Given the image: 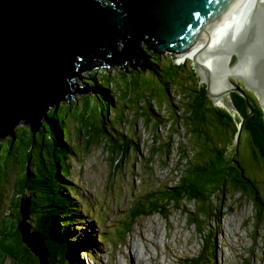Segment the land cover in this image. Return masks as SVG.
<instances>
[{
	"label": "rangeland",
	"instance_id": "obj_1",
	"mask_svg": "<svg viewBox=\"0 0 264 264\" xmlns=\"http://www.w3.org/2000/svg\"><path fill=\"white\" fill-rule=\"evenodd\" d=\"M248 10L249 8L243 10L241 19L235 16L229 21L228 32L231 37L236 38L240 35L238 32L236 33V24H239L241 20L250 19L247 18L250 15ZM248 25L246 24L242 32ZM232 41L231 39L229 42L227 38L219 45V48L232 46ZM144 48L147 47L144 46ZM192 56L188 57L193 64L198 66V63L191 58ZM162 59L167 62L172 60L176 66L184 65L185 68L181 71L184 69L185 71L196 70L191 61L183 63L173 56L167 55L162 56ZM207 60L215 63L220 59L216 58L214 61L212 57H208ZM223 63L226 65L225 61ZM128 67L131 69L130 66ZM204 67L200 68L206 70V74L203 73L207 76H214L216 84L221 86L220 79L208 71L209 66L204 65ZM122 68L113 66L112 69L108 70L112 84L106 95H112V100L107 98L105 101L103 99V101H99L100 97H92V91L84 93L78 101L60 104L68 108V110H64L66 114L62 115L61 124L67 131L69 129L73 132L71 139L74 144L79 145L76 153L73 151V145L71 148L68 146V149L65 150L68 162L71 164L69 171L65 160L60 165L56 163V156H51L46 160L40 175H35L36 170L32 162L27 166L26 164H19V167H25L26 172L31 171L33 174L28 178L29 188L27 186L26 189L24 188L23 195L21 192H17L18 181L14 177H11L10 174L5 176L4 173L0 175L3 176V182L0 184V235L8 238L7 241L9 242L13 241L14 236L4 231L6 227L16 222L12 213L20 209L17 198L19 200L23 198L25 203L30 202L31 208L40 205L43 209L41 215H58L66 211L65 205H68L70 210L72 209L70 212L73 214L64 221V224L74 223V226L68 227L67 231L75 230L80 239L89 235L88 239H84L85 244L94 246L97 250V252L95 251L97 259L88 256L86 253H80L83 249L79 250L80 260L84 261L85 264H96V260L98 261L97 264H162L161 261L166 264H180L184 258L192 260V264H205L202 252L205 236H210L217 231H219L216 246L217 255L214 256L212 264H264L263 232L258 233L257 239L252 236V227L248 224L250 217L253 216V204L249 200L242 201L239 194L234 192L227 194L226 207L221 205L219 210V221L215 220L211 223L209 220H204L199 221L198 226L189 225V221L182 211L189 208L190 211L195 212L196 206L184 200L178 204V202H173V199L179 195V192L186 193L188 178L183 176L182 166L185 165L188 170L195 165L196 156L192 154L196 146L194 143L201 145L204 141L190 140L187 144L185 142L184 147L178 149L184 142L177 141L178 138L173 136L174 141H166L158 149L156 141H153V135H156L157 132L162 136L167 135V129L161 128V126L166 124L168 117L173 112L172 107L166 105L169 101L171 103V100L162 90L159 77L153 78L144 74L139 77L136 75L134 78L131 76L122 78ZM131 70L136 71L137 69L132 67ZM214 70L216 73L219 68L214 65ZM105 72L104 69H100L97 71L96 77L100 74L104 80L103 74ZM171 72L173 73L174 70ZM92 74H94L93 71L81 73L76 84L81 87L90 86ZM148 79L155 80V83L148 82ZM199 79L196 72H192V74L186 72L185 76H178L175 81L170 80L166 85L173 104L178 107L174 114L177 112L180 116L183 115L180 112L182 101L192 102L196 96L193 90L197 89L198 85L207 88L204 83L198 84ZM179 81L183 82V85ZM232 81L237 87L240 86L237 85V80ZM85 84L86 86H84ZM218 91H220V87ZM98 92H94V95L97 96ZM216 93L212 94L216 95ZM103 97L105 98V95ZM76 98L78 96L73 97V100ZM253 99L255 103L259 104L254 95ZM124 101L132 107L131 110L128 107L123 109L125 116L122 111L117 110V104L120 103V106H123ZM207 101L208 104L212 102L209 97ZM72 102H76V104L72 106ZM220 103L222 104H213L215 107L229 110L233 116L235 113L237 114L230 94L224 96ZM149 104L165 120L161 126H159L160 123L157 125L158 130L155 127L153 129L150 127L154 121H150L151 124H148L147 118H150V114H145L143 117L133 115V112L138 110H145L149 113L147 109ZM53 110L56 108L54 107ZM127 115L136 120L135 125L128 120ZM238 121V124L234 122V127L231 124L225 126V129H230L227 134L229 135L228 139L220 140L219 135L216 138L218 141H214L215 147L219 143L227 145L228 141H232L225 154L229 160L237 157L235 156L237 136L234 138V133L243 126L245 119L244 122H241L238 118ZM22 127H26L29 132L31 131L29 126L22 125ZM18 128L19 126L16 130ZM87 128L90 129L91 133H87ZM80 129L86 130V132H80ZM94 131L97 132L98 138L93 134ZM173 132L174 129H171L170 135ZM176 132L177 135L182 134L181 136L185 138L182 124L177 125ZM249 135L250 132L243 129L237 158L240 160L246 176L256 182L261 195L264 197V169L258 163L251 149ZM133 137L135 139H131ZM125 138H130V140H125ZM115 140L120 141V146L112 145ZM168 143L172 144L174 150L168 148ZM123 151L127 152L123 156L124 160L119 156ZM199 158L203 160H197L196 163L206 162L202 156ZM182 177L185 180V185L178 182L179 179L182 181ZM36 180H38V186L41 188L35 189L36 186L33 182ZM53 197L57 207L52 202ZM219 197L217 196L216 200ZM152 209H155L153 210L155 213L149 215V211ZM144 211L149 213L145 214ZM162 217H166L168 220ZM32 219L30 214V224H52L56 226L61 224L60 216H56L52 220L39 216L37 222L36 219L35 222H31ZM130 219L136 223V225L134 222L132 223L135 226L131 224V221L128 223L127 228L130 229L131 233L126 230L127 224L124 221ZM206 225L208 226L205 229L207 231L202 234L203 227ZM224 229L231 237L227 236ZM99 237L104 238L102 246H98ZM72 244L75 243L72 242ZM135 247H137L136 250L131 251ZM6 251L8 252L7 247ZM8 255L9 252L6 253L5 251L0 255L1 264ZM5 264H10V262L7 260Z\"/></svg>",
	"mask_w": 264,
	"mask_h": 264
},
{
	"label": "water",
	"instance_id": "obj_2",
	"mask_svg": "<svg viewBox=\"0 0 264 264\" xmlns=\"http://www.w3.org/2000/svg\"><path fill=\"white\" fill-rule=\"evenodd\" d=\"M240 1L0 0V142L22 125L36 134L49 123L50 110L92 92L75 83L80 73L128 65L146 70L150 51L175 56L215 51L227 61L214 64L217 78L226 73L217 95L211 93L215 78L204 76L202 63L196 72L213 102L231 92L244 94L232 80L264 97V3L232 49L208 50V39ZM20 212L24 242L48 264L42 237L25 222L30 203L22 200Z\"/></svg>",
	"mask_w": 264,
	"mask_h": 264
},
{
	"label": "trees",
	"instance_id": "obj_3",
	"mask_svg": "<svg viewBox=\"0 0 264 264\" xmlns=\"http://www.w3.org/2000/svg\"><path fill=\"white\" fill-rule=\"evenodd\" d=\"M149 54L152 56L150 68L142 70L140 67H138L136 68V71H133L131 70L132 68L130 69L129 67H123L121 71L122 78L128 76L134 78L136 75L139 77L144 74H147L148 77H159L161 80L162 90L171 100V103L169 101V103L166 105H170L173 112L167 119L166 124L162 123L165 122V120L161 118L159 112H155L153 110L151 104H149V107L147 108L149 113H147L145 110H138L137 112H133V115H135V117H143L145 114H150V118H147V122L149 121L148 124H151L150 121H154V123H152L150 126L151 129L155 127V129L158 130L157 125L159 123V126L163 124L161 128L165 127L167 129L166 136H162L158 132L156 135H153V141H156V146L158 149L166 141H174L173 136L178 138L177 141L184 142L183 145L178 147V149L184 147L185 142L187 144L190 140L204 141L201 145L194 143L196 146L192 154L196 156L194 159L195 165L188 170L186 169L185 165L182 166L184 170L183 176L187 177L188 181H186V193L180 192V194L183 195H181V199L179 201L182 202L184 200L185 202H190V204L193 202V204L196 206L195 212L190 211L189 208L182 211L185 217L188 218L189 225L198 226L200 224L199 221L209 220V222H211L218 220L221 205L222 207H225V203L228 200L227 194L234 192L240 195L239 198L241 200L249 199L251 202H253L255 217L250 220V223H253L255 232L258 234L257 225H259L261 222H264V199L261 196V193L258 191V186L256 182L246 176L245 170L237 157L229 160L228 156L225 155L231 146L232 141H228L227 145L219 143L217 147H215L214 144V141H218L216 138L219 135L220 140L228 139L229 135L227 134L230 132V129H225V126H229V124H231L234 127V122H236V120L234 119L233 115H231L229 110L215 107L212 102L208 104L207 100L209 95L206 90L207 88L202 85H198V88L193 90L195 91L193 93L196 94V96L192 99V102L186 103L185 101H182V108L180 109V112H182L183 115L180 116L177 112L174 114V111L178 109V107L173 104L170 94L167 92L166 85L170 80L175 81L178 76H185L186 72H190L192 74V72H197V70L185 71L184 69V71H181V69L185 68L184 65L176 66L172 60L167 62L162 59L161 55H155L153 52H149ZM104 70L106 71L103 74L104 80H102L103 77H100V74L96 77L97 71H95V74H93L91 78V83L93 84L91 87H89L94 90L95 93L99 91L97 96L94 95V92L92 94L93 98L100 97L99 101H105L107 98L112 100V95H106V93L110 91V85L112 84V80L109 77L110 71H108L110 69ZM171 70H174V72L172 73ZM148 82L155 83V80L148 79ZM180 83L183 85V82ZM199 83H201L200 79L198 84ZM236 83L237 85H240L239 87H241V89L244 91V94L233 92L230 94V98L232 100L234 109L237 110L236 112L238 114V118L241 121L245 119L243 129H246L250 132L249 144L252 147L251 149L253 153H256L259 157V159L256 158L258 163L262 168H264L262 163V160H264V113L262 108H260L254 102L253 95L250 92L245 94V84L242 81H236ZM104 95L105 98L103 97ZM75 104L76 102H72V106ZM127 107L130 110L132 109V107L125 101L123 106H120V103L117 104V110L120 112L122 111L124 116L125 113L123 109ZM56 110H50L48 112L49 123H45L42 126V129H40V131L36 134H33L32 131L29 132L26 127L20 126L15 131L16 133L14 134V137L0 142V175L4 173L5 176L10 174L11 177H14L18 181L16 186L17 192H21V195H23V190L24 188L26 189V186L29 188L30 182L28 178H30V176L33 174L31 171L29 173L28 171L26 172V168L19 167V164H26L27 166L30 162H32L36 170L35 175H40V171L44 168L46 160L51 156H56V163L58 165L62 164V161L65 160L67 162L68 171L71 167V164L68 162L67 155L65 154V150L68 149V146L71 148V145H73V151L76 153V149L79 147V145L74 144L71 139L73 132L69 129L67 131L63 127V124H61L63 119L61 117L63 114H66L64 110H68V108L64 105H59L56 107ZM126 117L135 125L136 120L131 119L128 115ZM180 124H182L184 128L183 135L185 138L181 136L182 134L177 135V132L175 133L177 125ZM171 129H174L172 135H170ZM81 131L83 133L86 132V130L83 131V129H80V132ZM89 132L90 129L87 128V133ZM121 133L123 134V131H121ZM236 133L237 132L235 131L234 138ZM93 134L96 135V138H98L96 131H94ZM33 135L35 136L33 137ZM119 135L121 136V134ZM131 139L135 138L133 137ZM125 140H130V138H125ZM91 141L93 140L91 139ZM94 142L97 143L99 141ZM112 145L120 146V141L115 140L113 141ZM206 145H208V147H205ZM168 148L174 150L171 143H168ZM235 152L239 153V149H236ZM126 153L127 152L123 151L119 154V156L124 160L123 156H125ZM151 156L155 158L152 154ZM200 156L206 160L205 163H196L197 160H203L199 158ZM184 181L185 180L183 178L181 182ZM1 182H3V176H0V184ZM33 183L36 186L35 189L41 188L38 186V180L34 181ZM217 196L220 197L216 200ZM17 199L19 200V198ZM174 201L177 202L178 200L175 199ZM52 202L57 207L54 197ZM153 210L155 209H152L151 211ZM186 210H189V212H186ZM42 212L43 209H41L40 205L31 208L30 214L33 218L31 222H35V219L37 222L39 216L49 218V220L54 219L56 216H60V221L68 220L67 218L71 216L67 212L59 213L58 215H41ZM147 213L149 212H145V214ZM12 214L16 222L9 225V227H6L4 232L12 234V236H14L13 241L9 242L7 241L8 238L0 235V255L4 253V251L6 253L9 252V255L2 264H5L7 260L10 262V264H40L38 259L21 241V236L18 230H16V226L18 224L17 220H19L21 216L20 211L18 210ZM31 226L35 230H40L43 232L46 239L47 248L50 252V264H68L67 260L69 258L71 260L70 264L81 262L78 258L77 261H75V259L69 257L66 262H63V260H60L59 258V256L65 257V252L62 251L64 246L57 239L56 235L62 232V228L67 230L68 227L74 226V223H67L65 226L46 224L44 229L38 223H34ZM207 227V225L203 227L204 230H202V234L207 231L205 230ZM205 238H208V235H206ZM215 241L216 239L213 236L210 240V243H208V245L204 248L203 253L207 260L212 256L210 249L215 244ZM82 243L87 246L89 249H87L88 251H91V247L85 244L84 240ZM6 247L8 252L6 251ZM60 251L61 253H59ZM183 263L192 264V260L186 259L183 261Z\"/></svg>",
	"mask_w": 264,
	"mask_h": 264
},
{
	"label": "clouds",
	"instance_id": "obj_4",
	"mask_svg": "<svg viewBox=\"0 0 264 264\" xmlns=\"http://www.w3.org/2000/svg\"><path fill=\"white\" fill-rule=\"evenodd\" d=\"M258 5V2L256 3V5H255V7H254V10H255V8H256V6ZM231 13V12H230ZM229 13V14H230ZM254 13V12H253ZM228 17V16H227ZM226 17V18H227ZM250 19H248V20H245L244 21V23L242 24V26H241V28H240V30L238 31L239 32V34L242 32V30H243V28L245 27V25H246V23H248V21H249ZM210 39H211V37L208 39V43L209 44H211L209 41H210ZM210 46L208 45V48H209ZM151 52V51H150ZM161 56H165V55H161ZM167 56H173L175 59H177V60H179V57L180 56H175V55H167ZM185 55H183V57H184ZM188 61H191V60H187V61H185V63L186 62H188ZM226 63H227V61H225ZM184 63V62H183ZM191 63H192V61H191ZM192 65H194L193 63H192ZM195 66V65H194ZM196 67V70H197V66H195ZM104 69H106V70H108L107 68H104ZM109 69H112V68H109ZM101 70H103V69H101ZM95 71H99V70H95ZM95 71H93L94 72V74H95ZM87 72H91V71H87ZM93 75V74H92ZM92 75H91V77H92ZM204 76L205 77H207V75H205L204 74ZM208 78V77H207ZM237 81H239V80H237ZM91 82H92V79H91ZM243 82V81H242ZM76 83V82H75ZM244 83V82H243ZM93 84V83H92ZM92 84H90V86H88V87H91V85ZM245 84V83H244ZM84 86H86V84L84 85ZM94 86V85H93ZM87 87V86H86ZM241 88V87H240ZM246 91L247 92H250V93H252L256 98H257V100H258V103L259 104H257L260 108H262V111H263V113H264V106H263V103H262V100H263V98L264 97H260L259 96V94H256V93H254L253 91H251V90H247L246 89ZM232 93V92H231ZM230 93V94H231ZM83 95L84 94H82L81 96H78V98H76L75 100H73V98L71 99V100H69L68 102H71V101H78V99H80V98H82L83 97ZM210 98V97H209ZM211 99V98H210ZM212 100V99H211ZM254 100V99H253ZM221 102V100H217V101H215V102H213L212 101V104L214 103V104H219ZM213 104V105H214ZM215 106V105H214ZM225 107V106H224ZM218 108V107H217ZM219 109H221V108H219ZM234 117V119L236 120V122H237V124L239 123V121H238V114H236L235 113V115L233 116ZM169 118V117H168ZM241 122H244V120L243 121H241ZM243 127H244V123H243V126H241L240 128H239V131H241V135H240V138H241V136H242V131H243ZM238 131V132H239ZM238 132L236 133V136L238 135ZM236 136H235V138H236ZM236 141H237V138H236ZM240 141H237V144H239L240 145V143H239ZM236 149L238 150L239 149V147L237 148V145H236ZM134 151V150H133ZM132 151V152H133ZM260 154V153H259ZM255 156H256V158L257 159H259V157H258V155L255 153L254 154ZM235 156H237L238 157V153H236V155ZM261 156V155H260ZM262 160V159H261ZM262 163H263V166H264V160H262ZM264 169V168H263ZM182 179H183V177H182ZM178 182H181V179H179L178 180ZM185 183V181L184 182H181L180 184H184ZM68 189H71V188H68ZM258 191L260 192V190L258 189ZM261 193V192H260ZM262 196V195H261ZM263 197V196H262ZM175 199H177L178 201V204H180V199H181V195H180V192H179V195L178 196H175V198L173 199V202H175L174 200ZM263 199H264V197H263ZM22 200H23V198L20 200V201H17L19 204H20V208H21V202H22ZM249 200V199H248ZM242 201H244V200H242ZM250 201V200H249ZM192 204H193V202H191ZM66 204V203H65ZM252 204H253V202H252ZM66 207L65 208H67L66 209V211L65 212H67V213H69L70 215H72L73 213H71L70 211L72 210H70L69 208L70 207H68V205H65ZM194 206H195V204H194ZM226 207V206H225ZM19 211H20V209H19ZM30 211H31V207H30ZM150 212V211H149ZM61 213H63V212H61ZM152 213H155V211H152L151 213H149V215H151ZM255 210H254V204H253V216H251L250 217V220L252 219V218H254L255 217ZM20 215H21V212H20ZM159 215H161V213L159 212ZM21 218H22V215H21ZM162 218H164L165 220H168V218H166V217H162ZM219 218H220V215L218 216V221H219ZM22 220V219H21ZM187 220H188V218H187ZM65 220H62L61 221V224H59V225H62V226H65L66 224H64L65 222H64ZM125 222H126V230H128L129 231V233H131V231H130V229H128L127 227H128V223L131 221V224L134 222L135 223V221L133 220V219H130V220H124ZM20 223L21 222H18V224H17V230H18V232H19V234H20V236H21V241L27 246V248L30 250V252L38 259V261L40 262V264H42L41 263V260H40V258L36 255V254H34L32 251H31V249L29 248V246L24 242V239H23V235H22V232L20 231V229H19V225H20ZM211 223H213V221H211ZM43 229H44V226L45 225H41V224H39ZM133 225V224H132ZM135 225H136V223H135ZM135 225H133V226H135ZM248 226H250V227H252V236L255 238V239H257L258 238V234H256V232H255V229H254V226H253V223H250V221H249V224H248ZM63 230H62V232L61 233H58L57 235H56V237H57V239L61 242V244L64 246V248H63V250L62 251H64L65 252V257H60L59 256V258H60V260H63V262H66V260L69 258V257H72L73 259H75V261H77V258L78 259H80V257H79V254L80 253H86L88 256H92L94 259H97L96 257H97V254L95 253V251L97 252V250H96V248L94 247V246H89V247H91L90 249H91V251H88L89 249L87 248V246H85L82 242H83V240L86 238V239H88L90 236L89 235H86L85 237H83V238H79L77 235H76V231L75 230H69V231H67V230H65L64 228H62ZM260 231H262L263 232V239H264V222H261V223H259V225H257V233H259ZM30 233H32V234H39L41 237H42V239H43V242H44V247H45V249H46V251H47V254H48V257L50 258V252H49V249L47 248V244H46V239H45V236H44V234H43V232L42 231H40V230H35L31 225H30ZM214 236V238L216 239V241H215V244L212 246V248L210 249V252L212 253V256H211V258H209L208 260L205 258V256H204V253H203V256H204V259H205V264H212L213 263V258H214V256H216L217 255V253H216V249H217V241H218V237H219V231H217V232H215L214 234H211L210 236H208V238H205V244H204V246H203V250H202V252L204 251V248L208 245V243H210V240L212 239V237ZM99 239V243H98V246H102V244H103V241H104V238H98ZM36 241V240H35ZM72 242L73 243H75V244H72ZM85 242V241H84ZM77 245V246H76ZM43 249V248H42ZM80 249H83L80 253H79V250ZM88 249V250H87ZM59 253H61V251L59 252ZM59 253H58V255H59ZM42 254V253H41ZM46 258V257H45ZM48 258V264H50V259ZM186 259L184 258L183 259V261H185ZM70 258L67 260V263L68 264H70ZM81 262H76V263H72V264H82V262H83V264H85V262L84 261H82V260H80ZM183 261L180 263V264H184L183 263ZM193 262V261H192ZM98 263V261L96 260V264Z\"/></svg>",
	"mask_w": 264,
	"mask_h": 264
},
{
	"label": "bare ground",
	"instance_id": "obj_5",
	"mask_svg": "<svg viewBox=\"0 0 264 264\" xmlns=\"http://www.w3.org/2000/svg\"><path fill=\"white\" fill-rule=\"evenodd\" d=\"M258 2V4H263L264 1L262 0H241L238 5L231 11V13L228 15L227 18L224 19V21L220 24V26L217 28V30L215 31V33L211 36V39H210V43H212V45L208 48V50H212V49H215L216 47H219V45H221L224 41L227 40V38L229 39V42L231 41V39L233 40L232 41V46L230 47H226V48H222V49H232L236 44L237 42L240 40L241 36L243 35L244 32H241L240 35L238 37H234V36H230L229 34V21L236 16V18H240L242 17L241 15L243 14V10L246 9V8H249L248 10V14H250L249 16H247V18H250L253 16V12H254V7L256 5V3ZM227 19V20H226ZM235 19V18H234ZM241 19V18H240ZM244 19V18H243ZM245 20H248V19H244L242 22L240 21V23L236 24V33L240 30L242 24L244 23ZM235 22V21H234ZM234 26V25H233ZM246 26V25H245ZM235 28V27H234ZM245 28V27H244ZM243 28V30H244ZM242 30V31H243ZM233 33V32H232ZM239 33V32H238ZM204 45V44H203ZM214 56H213V54ZM190 55H193L191 58L193 60H195L197 63H198V66L202 64H204L206 67L209 66L207 69L210 73L212 74H215V70H214V62L212 61H208L207 58L209 57H212V59L215 61L216 58H219L220 60L219 61H224L223 59V56L222 55H217L215 51H212V52H202V51H195V52H192L190 54H187L185 55L184 57L183 56H180L179 57V61H182V62H185L186 59L188 58V60H191L189 59L188 56ZM218 61V62H219ZM194 65L196 66V64L194 63ZM129 66V65H128ZM197 66V67H198ZM233 72H236L235 70ZM81 74V73H80ZM81 76V75H80ZM80 76L78 78H80ZM225 76H226V73L223 74L221 77H219L218 79H220V82L221 83V86L225 84ZM78 78L76 79L78 82ZM217 82H215L214 84H212L211 86V92L212 93H216L218 88L220 86H218L216 84ZM94 92V90H92ZM247 93V91L245 92V94ZM217 95V93H216ZM262 103H263V106H264V98L262 100ZM220 105L222 103H219ZM25 134V133H24ZM74 192V191H73ZM73 196V195H72ZM75 196V195H74ZM74 198V197H73ZM30 203V202H29ZM29 219H30V214L27 216V220H25L26 224L28 226L32 225L29 223ZM231 221V220H230ZM20 222H23V221H20ZM123 224V223H122ZM121 227H123L121 225ZM116 230V229H115ZM119 230V229H118ZM223 230V229H222ZM224 231L226 232V230L224 229ZM118 232V231H117ZM234 232V231H233ZM227 236L231 237V235L229 233H227ZM225 240V239H224ZM137 247H135V249H131V251H135ZM235 250V249H234ZM233 250V251H234ZM225 255V254H224ZM156 257V256H155ZM159 257V256H158ZM228 260V259H227ZM168 262V261H167ZM162 264H166L165 262L161 261ZM157 264V263H156ZM171 264V263H170Z\"/></svg>",
	"mask_w": 264,
	"mask_h": 264
},
{
	"label": "flooded vegetation",
	"instance_id": "obj_6",
	"mask_svg": "<svg viewBox=\"0 0 264 264\" xmlns=\"http://www.w3.org/2000/svg\"><path fill=\"white\" fill-rule=\"evenodd\" d=\"M20 219H22V218L20 217Z\"/></svg>",
	"mask_w": 264,
	"mask_h": 264
}]
</instances>
